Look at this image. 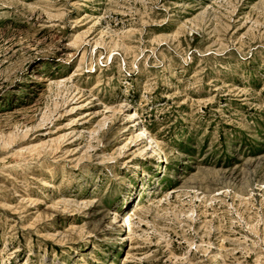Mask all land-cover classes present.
<instances>
[{
    "label": "rangeland",
    "instance_id": "rangeland-1",
    "mask_svg": "<svg viewBox=\"0 0 264 264\" xmlns=\"http://www.w3.org/2000/svg\"><path fill=\"white\" fill-rule=\"evenodd\" d=\"M0 264H264V0H0Z\"/></svg>",
    "mask_w": 264,
    "mask_h": 264
}]
</instances>
